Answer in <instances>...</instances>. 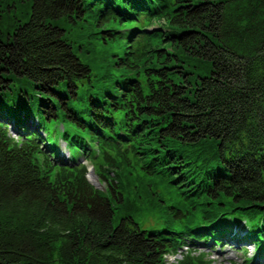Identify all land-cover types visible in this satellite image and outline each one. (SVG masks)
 <instances>
[{
    "label": "trees",
    "instance_id": "trees-1",
    "mask_svg": "<svg viewBox=\"0 0 264 264\" xmlns=\"http://www.w3.org/2000/svg\"><path fill=\"white\" fill-rule=\"evenodd\" d=\"M21 1L28 18L0 28V111L21 128L0 121V264H214L181 239L242 220L264 251V0ZM126 119L134 138L115 142ZM60 136L105 189L53 156ZM144 173L188 196L160 206L165 226L136 217L161 200Z\"/></svg>",
    "mask_w": 264,
    "mask_h": 264
},
{
    "label": "rangeland",
    "instance_id": "rangeland-1",
    "mask_svg": "<svg viewBox=\"0 0 264 264\" xmlns=\"http://www.w3.org/2000/svg\"><path fill=\"white\" fill-rule=\"evenodd\" d=\"M9 2H11V6L10 8H7V14H4L3 21L0 22V28L3 31H6V26H7V29L11 31L14 26L13 25L14 21L17 18L20 21L26 20L30 12L27 2H24L21 0L20 1L9 0ZM62 23L65 24L64 21H62L61 24ZM2 36L4 39L7 38V33H4ZM77 52H78V55L81 56V58H83L85 61L88 59V57L84 53L80 51H77ZM118 53L122 54V51H118ZM114 58L115 57H113V59ZM113 70L116 73L120 72V68L114 67ZM0 121L8 123L10 127V133L13 136L21 132L20 129H17L18 125L14 120H12V117L7 116V113L3 111H0ZM31 122L33 123V125H31ZM24 124L34 130L38 129V124H39L38 116L30 117L28 119V122ZM62 144L65 145L64 143ZM85 153L78 156L80 160L84 159V162L88 165L89 168L92 165L97 166L99 160H87L85 157ZM58 155L64 158L69 156L67 149L63 148V146H60ZM138 173L141 174L139 170H135L132 168V169H129L128 172H124L123 178L125 179L128 174L129 176L135 177ZM109 175L113 176L111 173H109ZM145 180L147 182H150V185L155 189V191L157 192V195L158 193L161 195V200H159V206H157L156 204L151 203L147 197H143L139 207L137 208L136 217L137 219L142 221V225L144 226H150L156 223H159L160 225L165 226L166 223L162 222L161 216L166 215L169 212L164 207L160 208V206L163 205L165 202L166 203L176 202V203H181L183 205L182 208L185 210V202L188 196H186L183 199L184 194L182 192L179 194L176 193L177 191H179L180 187L182 188L183 186L181 185L178 187L177 183L173 182L172 180L166 181V178L154 179L152 176H147ZM100 181L102 182L103 186H104V183L105 185L107 184V182L103 180L101 177H100ZM242 224H243L242 226L246 228L245 231H248L247 230L248 225L245 220H242ZM242 234L237 237V236H232V234H228V232L224 233V235L220 236V238H222L223 240H228L226 237L229 235L232 236V238H230V241L225 243L226 245L224 247H221V245H217L215 243L214 245H212V239H213L212 237H209L206 239L205 237H202V238L188 237V238L181 239V243L179 245L183 248V250H186L185 248L187 247V245L188 247L193 249V251L204 250L205 253L207 254V257L210 258L214 264H233L234 261L237 264H264V251H258L257 248L254 247L253 244H250L251 240H253L250 238V235L249 237H246L247 238L246 240H250V241L248 244L245 245L244 240L241 239V238H244V235ZM241 244L242 246H240ZM245 247L248 248L247 257L249 258L251 257V259L247 261H244V257H243L244 254L242 252V248H245ZM178 256H180L179 252H172V253L170 252L169 254L165 255L168 261H173L177 259Z\"/></svg>",
    "mask_w": 264,
    "mask_h": 264
},
{
    "label": "bare ground",
    "instance_id": "bare-ground-1",
    "mask_svg": "<svg viewBox=\"0 0 264 264\" xmlns=\"http://www.w3.org/2000/svg\"><path fill=\"white\" fill-rule=\"evenodd\" d=\"M93 174H94V172L90 173V177H92V176H93Z\"/></svg>",
    "mask_w": 264,
    "mask_h": 264
}]
</instances>
